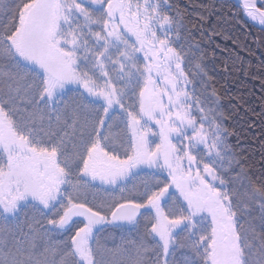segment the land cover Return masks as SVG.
Masks as SVG:
<instances>
[{
	"label": "snow or ice",
	"instance_id": "obj_1",
	"mask_svg": "<svg viewBox=\"0 0 264 264\" xmlns=\"http://www.w3.org/2000/svg\"><path fill=\"white\" fill-rule=\"evenodd\" d=\"M225 5L0 0V264H264V151L206 50Z\"/></svg>",
	"mask_w": 264,
	"mask_h": 264
},
{
	"label": "trees",
	"instance_id": "obj_2",
	"mask_svg": "<svg viewBox=\"0 0 264 264\" xmlns=\"http://www.w3.org/2000/svg\"><path fill=\"white\" fill-rule=\"evenodd\" d=\"M186 2L198 8L207 7V15H213L215 21L220 17L213 14V5L216 4L219 10V5L225 0ZM233 6L230 0H226L224 23H213L217 35L206 50L211 74L217 82V88L221 89L223 111L232 115L230 130L233 127L236 129L244 141L242 147L258 160L259 153L264 151L261 147L264 144V30L246 21L240 8ZM204 27L208 28V25ZM208 30L211 32L210 28ZM204 39L208 43V37ZM102 192L94 190L93 193Z\"/></svg>",
	"mask_w": 264,
	"mask_h": 264
},
{
	"label": "rangeland",
	"instance_id": "obj_3",
	"mask_svg": "<svg viewBox=\"0 0 264 264\" xmlns=\"http://www.w3.org/2000/svg\"><path fill=\"white\" fill-rule=\"evenodd\" d=\"M234 5H236L233 1H231ZM237 6V5H236ZM239 7V6H238ZM243 16V18L246 20V21H248L250 24H252L253 25V23H255V24H257L256 22H254V21H252L250 18H248L246 15H242ZM258 25H260V24H258ZM264 27V26H263ZM93 192H94V190H93ZM92 192V193H93ZM91 194V193H90ZM93 196H95L96 197V201L97 202H99L100 200H102V199H106L107 198V195L105 194V193H103L102 192V194L100 193V194H95V193H93V194H91V195H89V200H92V198H93ZM111 235V233H109V236ZM58 238V237H57Z\"/></svg>",
	"mask_w": 264,
	"mask_h": 264
},
{
	"label": "water",
	"instance_id": "obj_4",
	"mask_svg": "<svg viewBox=\"0 0 264 264\" xmlns=\"http://www.w3.org/2000/svg\"><path fill=\"white\" fill-rule=\"evenodd\" d=\"M230 1H233L237 6L240 5V4H242V0H230ZM253 25H255V26L259 27V28L264 29V27L261 26V25H258V24H255V23H253Z\"/></svg>",
	"mask_w": 264,
	"mask_h": 264
},
{
	"label": "bare ground",
	"instance_id": "obj_5",
	"mask_svg": "<svg viewBox=\"0 0 264 264\" xmlns=\"http://www.w3.org/2000/svg\"><path fill=\"white\" fill-rule=\"evenodd\" d=\"M254 22H256L257 24H259L258 21H254Z\"/></svg>",
	"mask_w": 264,
	"mask_h": 264
}]
</instances>
